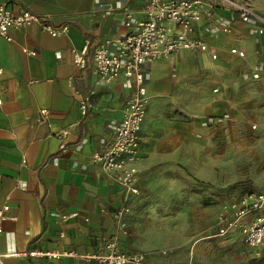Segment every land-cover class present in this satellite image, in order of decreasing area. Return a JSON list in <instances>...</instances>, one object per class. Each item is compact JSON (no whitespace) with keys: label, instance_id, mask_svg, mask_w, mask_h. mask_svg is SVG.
I'll use <instances>...</instances> for the list:
<instances>
[{"label":"crops","instance_id":"obj_1","mask_svg":"<svg viewBox=\"0 0 264 264\" xmlns=\"http://www.w3.org/2000/svg\"><path fill=\"white\" fill-rule=\"evenodd\" d=\"M147 1L0 0L14 12L28 9L55 26H67L55 36L37 23L10 28L11 41L0 36V207L9 206L0 251L72 252L10 255L5 264H91V256L114 236L121 251L144 252L133 226L136 205L152 186L151 175L188 159L183 147L193 142L206 117L225 121L264 110V33H257L255 20L242 22L233 6L206 0L188 32L202 39L206 49H182L143 64L148 103L139 132L138 192L107 178L91 155L111 140L135 81L101 82L90 54L87 65L79 67L71 49L87 43L91 51L106 37L132 31L137 20L145 19ZM241 1L264 15V0ZM126 10L133 16L129 26L124 24ZM231 47L244 55L231 53ZM74 88L89 97L84 114ZM43 107L48 121L40 119ZM121 207L129 210L117 222L114 214Z\"/></svg>","mask_w":264,"mask_h":264},{"label":"built area","instance_id":"obj_2","mask_svg":"<svg viewBox=\"0 0 264 264\" xmlns=\"http://www.w3.org/2000/svg\"><path fill=\"white\" fill-rule=\"evenodd\" d=\"M206 0H148L145 5V19L137 20L134 29L121 36L106 37L97 42L89 50L85 43L81 48H72L74 63L79 67H85L90 54L93 72L97 79L107 83L118 77L124 80L133 79L135 87L125 100L122 116L112 133L111 140L101 150L92 153L91 160L98 165L107 178L123 186L131 193H137L136 186L139 148V132L145 116L148 96L144 85L143 64L147 61L168 57L182 49H206V43L198 37H189L191 22L200 18L201 6ZM225 4L233 6L242 22L251 19L257 22L256 31L264 33V15L255 12L247 3L241 0H221ZM210 7H212L210 5ZM132 14L125 11L124 24L132 23ZM171 22L176 26L170 30L166 23ZM37 23L43 30L55 36L66 31L67 26H55L47 17L28 9L18 12L11 10L6 4H0V36L11 41L10 28L25 27ZM28 54L33 51L24 49ZM90 52V53H89ZM230 52L243 56L244 51L231 47ZM215 58L216 54H212ZM3 67L0 65V74ZM79 95V108L82 114L88 107V95L74 88ZM1 103V99H0ZM40 119L48 121V109H39ZM252 127H255L253 124ZM64 137L65 128L59 131ZM8 205L0 207V232L2 222L7 219ZM128 210L127 207L119 208L114 217L117 222ZM65 219V215H62ZM247 218H250L247 220ZM221 226L218 234L223 235L229 230H237L247 246L258 249L264 245V190L245 191L236 199L229 208L224 205L219 212ZM119 226V225H118ZM72 252L43 251L32 249L27 252L0 251V264H5L6 256L28 255L59 257ZM91 264H143L145 253L142 251H121L118 247L117 237L107 240L103 245V251L91 256Z\"/></svg>","mask_w":264,"mask_h":264},{"label":"rangeland","instance_id":"obj_3","mask_svg":"<svg viewBox=\"0 0 264 264\" xmlns=\"http://www.w3.org/2000/svg\"><path fill=\"white\" fill-rule=\"evenodd\" d=\"M254 110L225 121L206 117L183 147L188 159L151 175L133 226L143 264H264V245L249 248L235 230L218 234L224 205L264 189V110Z\"/></svg>","mask_w":264,"mask_h":264}]
</instances>
